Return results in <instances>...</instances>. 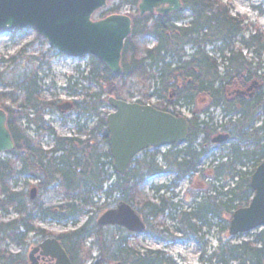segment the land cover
I'll return each instance as SVG.
<instances>
[{
  "label": "trees",
  "instance_id": "16d2710c",
  "mask_svg": "<svg viewBox=\"0 0 264 264\" xmlns=\"http://www.w3.org/2000/svg\"><path fill=\"white\" fill-rule=\"evenodd\" d=\"M132 2L138 4V0ZM181 2L182 11H188L189 17H183L181 13L157 17L146 15L143 18L137 13L130 16L132 30L122 49L120 76L113 75L100 62L91 58L89 73L82 79L96 85L99 91L86 93L82 100L73 102L72 109L76 117L94 120L89 131L84 126H76L78 134L85 133L83 140L77 137H55L53 129L43 124L41 117L45 110L58 112L52 104H43L40 99L38 68L33 64L36 58L25 56V48L13 56L0 57V66L4 68L0 72V85L10 89L9 92H0V108L7 115L6 126L14 143V149L6 155L17 157V160L0 158V214H16V219L8 223L0 222V264H27L23 253L13 255L1 249L5 241L23 249L28 234L50 236L33 226L34 218L63 222L75 217H85L86 221L75 231L57 236L72 264H85L87 261H91L90 264H173L159 251L138 253L126 237L116 236L118 227H102L97 220L94 221L92 194H101L109 200L114 193L118 201L135 210L145 224V232L155 238L175 239L167 229L162 231L167 235H159L153 230L154 227L150 228L149 222H157L162 218L175 222V231L182 239H193L200 246L201 264H264V230L252 235L249 241L237 243L228 235L233 212L246 207L253 195L249 185L250 174L247 176L238 170V166L244 168L245 163L253 158L251 151H241L239 146L232 145L227 156L230 160L217 163L212 171L211 177L219 185L206 184L203 191L205 196L196 195L188 203L187 212L180 210L179 203L173 204L164 197L151 203L142 198L139 190L146 177L152 175L173 172L175 178L172 185L176 186L183 177L197 172L201 157L214 147L210 142L218 128L227 133L230 139L242 144L254 142L259 150L257 163L264 159V116L262 126L254 128L259 117L264 114V73L259 62L254 66L245 61L239 51L234 52L229 47V43L240 36L241 48L252 51L253 56L260 59L264 53V35L255 30L245 39L243 34L248 32L249 27L244 25L243 19L232 17L229 9L219 0ZM117 12L118 7H114L103 15ZM181 21L187 23L175 25ZM140 37L153 38L155 46L141 49L137 43ZM36 39L40 38L36 36ZM217 42L224 44L223 50L218 51L220 63L224 67L222 73L218 72L216 61L204 50L206 45ZM187 46L195 48L190 56H186L183 51ZM226 51L229 53L227 56ZM170 57L177 61L167 62ZM130 79L140 84L155 81L154 95L160 104L159 111L168 112V107L181 104L196 114L195 106L204 102L206 106L201 113H206L208 108L222 107L225 114L237 113L241 117L233 123L215 128L206 121L198 124L197 118L193 116L187 121L188 135L182 150L173 146L162 154L154 151L148 158L134 160L125 175L109 174L112 166L109 151L97 150L101 144L107 145L108 140L106 120L99 109L106 105L109 97L127 101L126 82ZM248 88H251L250 93H247ZM67 90L72 92L75 88L68 85ZM16 94L22 95L17 106L20 111H13L5 104L11 102L16 105ZM29 110L32 111L30 115L27 113ZM17 118L25 119L26 129L35 126L36 131L55 138L50 156L24 136L18 127ZM201 136L199 153L192 144ZM179 155L183 156L181 160L178 159ZM157 157L163 161L164 170L154 164ZM17 162L20 164L19 170L16 168ZM17 173L37 180L34 187L39 195L36 200H30L29 191L13 192L8 186L7 180ZM112 176L115 182L103 191V185ZM54 183L65 196V201L51 209L42 208L39 205L40 197ZM230 183H233V187L229 186ZM163 189L169 188L159 187L154 191L158 193ZM213 230L218 234V244L206 254L203 239ZM87 240H91L92 247L97 250L96 258H91V250L85 249Z\"/></svg>",
  "mask_w": 264,
  "mask_h": 264
},
{
  "label": "rangeland",
  "instance_id": "374dc122",
  "mask_svg": "<svg viewBox=\"0 0 264 264\" xmlns=\"http://www.w3.org/2000/svg\"><path fill=\"white\" fill-rule=\"evenodd\" d=\"M133 0H112L106 4L104 9L98 10L93 15L94 20L102 19L110 14H106L107 11L114 7H118V12L125 14L127 16H134L137 12L135 4L132 2ZM224 6L229 9V14L234 18H241L244 20V25L249 27L247 33H244L243 36L245 39L253 34L255 30H259L264 35V0H219ZM103 15V16H102ZM181 16L189 17L190 13L186 10L181 12ZM186 24V22L181 23ZM35 31L32 29H23V30H4L0 32V57H10L15 55L18 51L25 48V56L36 58L33 60V64L38 68L37 77L39 80V86L41 88V96L40 99L43 104H52L55 108L60 103L65 102H77L83 99L86 93H97L98 87L94 84H89L86 81L81 83L79 70L83 67L91 66V58L86 56L82 59H73L66 56H58L57 51L51 47H49L48 43L41 37L40 39H36ZM137 43L139 44L141 49H152L156 41L151 37H140L137 39ZM241 41L240 36L234 39V41L229 43V47L233 49L234 52H238L245 59V61L251 63L252 65H258L259 62L260 68L264 73V53L260 59L255 58L249 53H245L241 51ZM190 48L184 47L183 51L186 56L189 52ZM227 56V55H226ZM175 60L172 57L168 58L167 61ZM218 66V72H223V65L220 63L219 59H214ZM56 67V68H55ZM4 70L3 67L0 66V72ZM63 73V74H62ZM68 85H73L75 88L74 91L67 90ZM50 86V87H49ZM154 89H156L155 81L150 80L144 84L138 83L135 79H130L126 82V98L128 102H136L140 101L142 103H148L152 105L159 104V101L154 95ZM10 89L0 85V92H9ZM264 91V90H263ZM17 103L16 105L11 102H6L5 104L10 107L13 111H20L18 109V105L22 100L21 94H16ZM205 107V106H204ZM204 107H200L203 109ZM182 109V113L186 116H189L187 112V108H184V105L180 107V111ZM103 115L102 117H106L108 113H111V108L106 104L99 109ZM27 113L30 115L32 111L29 110ZM32 116V115H31ZM262 116L259 117L258 122L256 123L259 126L262 122ZM42 122L45 126L53 129L55 137L58 138H69V137H77L81 140L85 139L86 135L78 134L73 128L72 123H77V126H84V128L89 131L92 128L94 120H85L84 117H76V115L72 112L63 114V117L52 114L48 111H44L42 113ZM233 120H237V116L233 118ZM225 120L219 122L217 121V127H219V123H225ZM18 127L23 131L24 136L28 138L35 146L40 147L41 150L48 153L50 156V146L52 142H50V136L46 133H40L36 131L35 126H31L26 129V121L24 118H17ZM76 128V127H75ZM54 140V139H53ZM236 144V140H231L227 143H223L218 146H214L212 150L200 161L198 171L189 175L183 179H181L176 186L171 185L175 178V174L173 172H162L159 175L146 177L144 182L140 185L139 190L142 198H145L151 203H156L160 197H164L165 199L170 200L171 203H179L180 210L183 212L189 211V204L186 203L188 200V190H193L198 197L205 196L203 191L205 190V185L199 187L197 185L191 186V179L197 178L200 173L207 172L210 176H208V181L205 180V184H212L216 187L219 185L212 179V171L217 163L224 162V154H229V147L231 145ZM186 145L176 146L177 149L182 150ZM98 149H101L103 152L108 150L107 145L101 144ZM252 149V148H251ZM167 150V149H166ZM164 150V151H166ZM150 152L140 155L138 158L142 159L145 157H149ZM12 158L13 160H17L15 156L6 155V153H0V158ZM223 158V159H221ZM230 160V159H229ZM154 164L164 170L165 166L163 161L157 157L154 159ZM17 170L20 169V164L16 163ZM250 167L245 168V172H250ZM238 170L244 172L242 168ZM201 171V172H200ZM34 177L29 175H14L10 179L7 180L8 186L11 188L13 192H28L35 185ZM111 180H114L113 176ZM110 180V181H111ZM108 181V182H110ZM235 182V181H234ZM169 189L159 190L158 193H155L154 189L159 187H167ZM170 186H173L171 188ZM230 187L233 185L230 183ZM109 187V183L106 184L105 188ZM154 191V192H152ZM207 194V193H205ZM94 197L93 203L95 206L91 211L93 212L92 217L94 221H96L104 212L108 209L115 207L118 202V196L114 193L111 199H105L104 196L92 194ZM194 199V198H193ZM198 200V199H196ZM65 201V196L60 192L57 187V184L54 183L47 191L46 194L42 195L39 200V205L45 209H51ZM192 202V201H191ZM16 219V214L14 212H10L8 214H0V222L8 223ZM86 221L85 217H75L73 220L58 222L53 220H39L38 218L33 219V226L42 230L44 234L50 236H60L65 233H70L78 229L82 226ZM159 224V226H158ZM150 228L154 227L153 230L159 235H167V233H162L164 229H167L169 233H173L175 239L171 238H155L149 233L143 234H131L123 228L115 227L119 231H116L117 237H126L131 243L132 247L140 254L145 253L147 251H159L162 252L171 259L173 264H201L199 258L201 256V248L193 239L184 240L182 239L179 233L175 231V222L169 221L167 219L162 218L157 222H149ZM114 228V227H112ZM264 229L258 228L246 234H240L233 237V242H241V241H249L252 235H255ZM21 232V231H20ZM44 237H37L34 233L28 234L26 237L25 244L23 245V249L16 246L15 244L9 243L5 241L1 245V249L6 250L11 254H20L23 253L25 259L28 261V253L35 243L39 242ZM35 240H37L35 242ZM204 242L206 243V254H209L213 251V249L218 244V234L215 230L205 235ZM85 249L91 250V258H96L97 250L92 247L90 240L85 242ZM91 261H87L85 264H90Z\"/></svg>",
  "mask_w": 264,
  "mask_h": 264
},
{
  "label": "water",
  "instance_id": "95a60500",
  "mask_svg": "<svg viewBox=\"0 0 264 264\" xmlns=\"http://www.w3.org/2000/svg\"><path fill=\"white\" fill-rule=\"evenodd\" d=\"M112 0H0V32L32 29L58 53L73 59L93 57L115 76L122 73L121 53L132 30L131 18L112 14L94 20L96 11L104 9ZM138 16H169L182 10L181 0H138ZM248 88L247 91H250ZM244 94V92H242ZM112 112L106 116L108 148L113 159V170L123 176L132 158L148 148L179 146L186 143V119L151 106L107 98ZM63 113L73 108L72 103L59 105ZM7 115L0 109V153L11 152L14 143L6 126ZM219 135L214 144L228 140ZM253 195L249 204L235 210L228 225V235L235 237L258 228L264 229V159L253 172L250 182ZM37 189L29 190L34 200ZM102 227L118 226L132 234H141L145 225L131 206L118 202L115 208L104 212L97 220ZM41 250L56 264H72L56 239H43L29 253Z\"/></svg>",
  "mask_w": 264,
  "mask_h": 264
},
{
  "label": "flooded vegetation",
  "instance_id": "af4514ba",
  "mask_svg": "<svg viewBox=\"0 0 264 264\" xmlns=\"http://www.w3.org/2000/svg\"><path fill=\"white\" fill-rule=\"evenodd\" d=\"M247 93H250V91H247ZM140 101H136L135 103H137V104H139V105H141V106H151V107H153V108H155V109H158L159 107H160V104H156V105H152V104H148V103H142V102H140ZM180 105V107H181V104H179ZM179 105H177V107L178 108H180L179 107ZM204 106H206V103H204V102H199L195 107V112H201V108L200 107H204ZM59 107V105H57V108ZM185 108V107H184ZM55 115H57V116H61V117H63V112H61L60 110H59V108H58V113H54ZM64 114H66V113H64ZM196 117L197 118V121H198V124L201 122V119L197 116V113L195 114V115H192V116H190V119L192 118V117ZM241 117V115H238V118H240ZM230 123H233L234 121H232V120H230L229 121ZM254 128L255 129H257V126H256V124L254 125ZM218 134H227V133H224L221 129H220V133H218ZM261 134H263V133H261ZM213 139H214V137L213 138H211V142H210V145L211 146H215L216 144H214L213 143ZM201 143H202V136L201 137H199L193 144H192V147L197 151V152H201V148H200V145H201ZM244 144H246V145H251L252 147V153H253V158L250 160V161H247L246 162V164H245V166H244V169L248 166V167H250L249 168V170H251V168H254L255 166H256V163H257V160H258V153H259V150L257 149V147H256V144L254 143V142H252V141H247V142H244ZM263 145H264V142H263ZM262 145V146H263ZM214 147H212V149H213ZM211 149V150H212ZM246 149H248V146H247V148ZM97 150H98V148H97ZM255 150V151H254ZM107 151H109V150H107ZM209 153V152H208ZM207 153V154H208ZM110 154V153H109ZM206 154V155H207ZM206 155H204V156H202L201 157V160L206 156ZM182 155H179V157H178V159L179 160H181L182 159ZM110 160H111V162H112V166H113V159H112V157H111V155H110ZM200 160V161H201ZM104 162H108V160H105ZM200 164V163H199ZM198 167H199V165H198ZM201 172V171H200ZM198 173H199V171H198ZM244 173H246V175L248 176L249 175V173L248 172H244ZM156 175H159V174H156ZM155 175V176H156ZM152 176H154V175H152ZM208 176H210L209 175V173H207V172H202V173H200L199 174V176H197V178H193V179H191V181H192V185L191 186H195V185H197V186H199V187H203L204 185H206L205 183H208V182H205V180L206 181H208ZM187 177V176H186ZM183 178H185V177H183ZM205 182V183H204ZM37 183V182H36ZM188 200L189 201H187V203H190L192 200H193V198L196 196V194H195V192L193 191V190H188ZM38 193L36 194V196H35V199L34 200H36L37 198H38ZM51 237V236H50ZM56 240H57V242L61 245V242L59 241V239L57 238V236H55L54 237ZM43 240V238L39 241V242H37V243H35V245H33L32 247H31V249H30V251H29V253L33 250V249H35V247L41 242ZM37 240H35V242H36ZM61 247L63 248V246L61 245ZM29 253H28V261H27V264H56V262H55V260L53 259V258H51L50 256H45V255H43V254H41V250H38V251H36L33 255H32V257L30 258L29 257Z\"/></svg>",
  "mask_w": 264,
  "mask_h": 264
},
{
  "label": "built area",
  "instance_id": "2783aa9c",
  "mask_svg": "<svg viewBox=\"0 0 264 264\" xmlns=\"http://www.w3.org/2000/svg\"><path fill=\"white\" fill-rule=\"evenodd\" d=\"M207 51H208V54L210 56H213L214 54L211 52L212 51V47H207Z\"/></svg>",
  "mask_w": 264,
  "mask_h": 264
}]
</instances>
